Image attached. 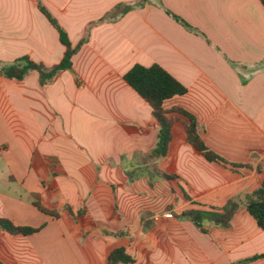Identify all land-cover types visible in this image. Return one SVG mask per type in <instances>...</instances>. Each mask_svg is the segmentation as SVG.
<instances>
[{
	"label": "crops",
	"instance_id": "crops-1",
	"mask_svg": "<svg viewBox=\"0 0 264 264\" xmlns=\"http://www.w3.org/2000/svg\"><path fill=\"white\" fill-rule=\"evenodd\" d=\"M40 8L72 47L82 44L71 69L43 86L35 71L0 77V218L38 230H0V263L106 264L122 248L127 264H264L247 261L264 254V230L244 208L227 228L180 216L222 209L264 182L260 0H0V67L61 61L65 48ZM135 64L158 65L183 85L186 94L164 109L193 116L208 149L250 168L208 162L172 113L168 154L157 163L165 178L150 185L141 170L157 123L123 80ZM34 196L57 217L38 211Z\"/></svg>",
	"mask_w": 264,
	"mask_h": 264
},
{
	"label": "trees",
	"instance_id": "trees-1",
	"mask_svg": "<svg viewBox=\"0 0 264 264\" xmlns=\"http://www.w3.org/2000/svg\"><path fill=\"white\" fill-rule=\"evenodd\" d=\"M260 2L264 6V0H260ZM117 9L125 11L127 7L119 6ZM40 10L58 32L59 41L65 48L61 61L51 68H46L42 64L31 61L27 57L20 58L10 65L0 67V77L20 81L29 72L35 71L39 76V84L43 86L52 80L58 73L71 69V58L81 46L82 41L75 47H72L66 34L58 26L57 22L51 18L43 8H40ZM167 13L172 15L177 21L179 20L169 11H167ZM184 26L189 28L185 23ZM123 80L148 104L151 109L152 117L157 123L156 143L154 147L143 156V165H145V167L141 170L148 172L150 185L157 179L165 178V176L159 172L157 163L168 154L169 145L172 140V125L175 121L170 117L172 113L180 114L186 119V123H184L186 142L202 154L208 162L215 163L224 168H250L247 164L227 162L208 149L198 133L197 123L193 116L179 108L170 110L164 109L163 104L165 101L176 96L185 95L187 89L163 68L155 64L149 67L135 64L123 75ZM258 170L257 168L256 171ZM126 175L130 180L136 179L139 176L135 174V172H126ZM33 205L41 213L57 217L56 212L46 210L39 204L37 196H34ZM240 208L246 210L254 220L258 229L264 230V182L254 191L230 199L222 209H212L210 211L186 210L182 212L180 216L190 219L196 225H201L202 222L206 221L218 227L227 228L233 216ZM142 218L144 219V229L150 228L151 224L146 221V215L142 216ZM0 230L9 235H21L24 237L31 236L38 231L33 228L16 226L11 221L4 218H0ZM106 234H111L113 236L123 235L122 232ZM260 258H264V254L255 256L247 261H254ZM131 262V258L125 254L122 248L111 251L106 260V264H127Z\"/></svg>",
	"mask_w": 264,
	"mask_h": 264
},
{
	"label": "rangeland",
	"instance_id": "rangeland-1",
	"mask_svg": "<svg viewBox=\"0 0 264 264\" xmlns=\"http://www.w3.org/2000/svg\"><path fill=\"white\" fill-rule=\"evenodd\" d=\"M167 214H170L171 215V217H169V218H166L165 217V215H167ZM161 215H163V217L165 218V219H168V220H172L173 218H174V216H173V214H172V212L171 211H165L163 214H161ZM159 217H161V216H159ZM146 218L148 219L149 218V216L148 215H146Z\"/></svg>",
	"mask_w": 264,
	"mask_h": 264
},
{
	"label": "built area",
	"instance_id": "built-area-1",
	"mask_svg": "<svg viewBox=\"0 0 264 264\" xmlns=\"http://www.w3.org/2000/svg\"><path fill=\"white\" fill-rule=\"evenodd\" d=\"M165 217H166V218H169V217H171V215H170V214H167V215H165Z\"/></svg>",
	"mask_w": 264,
	"mask_h": 264
}]
</instances>
